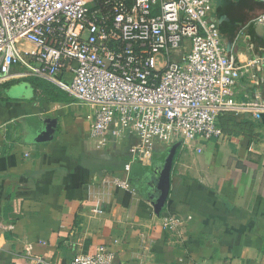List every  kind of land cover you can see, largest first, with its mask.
Returning a JSON list of instances; mask_svg holds the SVG:
<instances>
[{
    "label": "crops",
    "instance_id": "crops-1",
    "mask_svg": "<svg viewBox=\"0 0 264 264\" xmlns=\"http://www.w3.org/2000/svg\"><path fill=\"white\" fill-rule=\"evenodd\" d=\"M263 13L260 1L213 0L210 17L238 62L264 53ZM255 74L241 75L237 98L264 100V73ZM16 78L0 90V264H68L100 247L115 253L113 264H264V115L226 112L220 138L155 142L140 154L129 131L113 126L91 137L94 108L64 91L69 72ZM21 83L30 96L8 93ZM47 118L56 120L54 132L39 142ZM174 144L169 195L157 214V175ZM114 176L132 190H107L102 179ZM169 215L180 219L175 231L163 227Z\"/></svg>",
    "mask_w": 264,
    "mask_h": 264
},
{
    "label": "built area",
    "instance_id": "built-area-1",
    "mask_svg": "<svg viewBox=\"0 0 264 264\" xmlns=\"http://www.w3.org/2000/svg\"><path fill=\"white\" fill-rule=\"evenodd\" d=\"M212 9L213 0H0V83L69 72L64 91L94 108L91 137L113 126L129 131L140 154L155 142L220 138L222 114L264 115V100H242L233 91L242 74L264 73V53L238 62L222 43ZM257 22L264 26V13ZM102 182L107 190H132L127 178ZM162 224L171 231L181 225L172 215ZM114 260L100 247L77 252L68 264Z\"/></svg>",
    "mask_w": 264,
    "mask_h": 264
},
{
    "label": "water",
    "instance_id": "water-1",
    "mask_svg": "<svg viewBox=\"0 0 264 264\" xmlns=\"http://www.w3.org/2000/svg\"><path fill=\"white\" fill-rule=\"evenodd\" d=\"M15 91L19 94L25 93L26 97L32 94V88L27 83H21L17 85L15 88H10L8 93L9 94L11 93L13 95ZM45 122L47 123L45 126V131H43L42 136L37 139V141L39 142L50 139L52 133L54 132L56 120L47 118ZM176 147L177 144H174L169 149L166 156L164 157L162 166L158 171L157 185H156L158 194L155 201H153V208L155 213L157 214H159L160 210L164 207L169 195L170 175H171L172 163H173Z\"/></svg>",
    "mask_w": 264,
    "mask_h": 264
},
{
    "label": "trees",
    "instance_id": "trees-1",
    "mask_svg": "<svg viewBox=\"0 0 264 264\" xmlns=\"http://www.w3.org/2000/svg\"><path fill=\"white\" fill-rule=\"evenodd\" d=\"M10 80V79H9ZM9 80H7V81H3L2 83H0V90H2L3 88H5L6 86H7V84H8V81ZM29 80H30V82L32 83V84H34L36 87H46V88H48L50 85L48 84V82H46V81H44V80H42V79H38V78H33V77H31V78H29ZM49 90V94L50 95H54V93H52V92H56L55 91V89L54 88H51V89H48ZM50 98H52V99H54V97H50ZM55 99H56V97H55ZM54 99V100H55Z\"/></svg>",
    "mask_w": 264,
    "mask_h": 264
},
{
    "label": "rangeland",
    "instance_id": "rangeland-1",
    "mask_svg": "<svg viewBox=\"0 0 264 264\" xmlns=\"http://www.w3.org/2000/svg\"><path fill=\"white\" fill-rule=\"evenodd\" d=\"M27 44H28V43H27ZM28 45H30V44H28ZM30 47H31V45H30ZM20 48L25 49V47L22 46V45H21ZM26 48H27V47H26ZM28 49H29V48H28ZM16 69H17L18 71H23V70H25V66H24L23 64H18V65L16 66ZM19 78H21V77H18V78H16V79H19Z\"/></svg>",
    "mask_w": 264,
    "mask_h": 264
}]
</instances>
